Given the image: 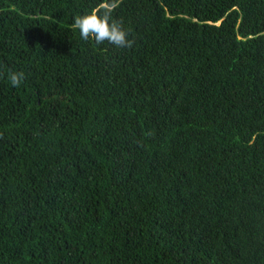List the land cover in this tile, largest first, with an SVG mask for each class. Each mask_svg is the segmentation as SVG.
Wrapping results in <instances>:
<instances>
[{
    "label": "trees",
    "instance_id": "obj_1",
    "mask_svg": "<svg viewBox=\"0 0 264 264\" xmlns=\"http://www.w3.org/2000/svg\"><path fill=\"white\" fill-rule=\"evenodd\" d=\"M96 4L0 0V264H264V0Z\"/></svg>",
    "mask_w": 264,
    "mask_h": 264
},
{
    "label": "clouds",
    "instance_id": "obj_2",
    "mask_svg": "<svg viewBox=\"0 0 264 264\" xmlns=\"http://www.w3.org/2000/svg\"><path fill=\"white\" fill-rule=\"evenodd\" d=\"M120 0H97L91 10L74 17L73 27L78 30L82 40H94L97 45L105 43L116 49L132 48L135 40L124 22L114 16ZM13 87H19L25 79V73L14 71L8 77Z\"/></svg>",
    "mask_w": 264,
    "mask_h": 264
}]
</instances>
